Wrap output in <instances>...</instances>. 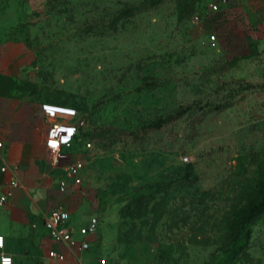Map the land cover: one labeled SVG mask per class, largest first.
<instances>
[{
	"label": "rangeland",
	"instance_id": "374dc122",
	"mask_svg": "<svg viewBox=\"0 0 264 264\" xmlns=\"http://www.w3.org/2000/svg\"><path fill=\"white\" fill-rule=\"evenodd\" d=\"M219 2L23 0L25 87L86 114L80 189L122 264H264V211L227 258L264 186V53Z\"/></svg>",
	"mask_w": 264,
	"mask_h": 264
},
{
	"label": "crops",
	"instance_id": "0c3cea01",
	"mask_svg": "<svg viewBox=\"0 0 264 264\" xmlns=\"http://www.w3.org/2000/svg\"><path fill=\"white\" fill-rule=\"evenodd\" d=\"M220 6L223 19L235 23L264 53V0H227ZM28 13L23 0H0V199L11 193L0 203V236H4L0 253L11 255L14 264H122L114 257L113 230L98 219L92 199L68 176L67 165L79 155L78 147L74 145L59 162L47 149L55 118L25 87L23 75L31 66L32 49L17 36L21 16ZM55 207L69 211V223L75 228L97 224L95 232L75 233L90 243L88 249L77 252L50 238L45 217ZM52 250L64 252L65 260L51 257Z\"/></svg>",
	"mask_w": 264,
	"mask_h": 264
},
{
	"label": "built area",
	"instance_id": "2783aa9c",
	"mask_svg": "<svg viewBox=\"0 0 264 264\" xmlns=\"http://www.w3.org/2000/svg\"><path fill=\"white\" fill-rule=\"evenodd\" d=\"M220 2L226 3L227 0H219ZM219 2V3H220ZM221 11L219 4L215 3L211 5V11ZM198 18V17H197ZM211 38L216 39V35L212 34ZM43 110L55 118V121L51 124L48 130L47 136V149L54 156V161L59 162L69 156V151L74 145L81 147L82 153H87L93 149L94 141L89 137L85 136L88 127V118L86 114H81L77 108L61 106L56 104H43ZM79 151V150H78ZM89 155H83L79 152L76 159L67 165V173L75 183H81V171L85 167L86 161ZM7 169V166L3 168ZM19 185L18 182L13 184L14 187ZM60 188L64 190L66 188V182L62 181ZM9 195L1 197L0 203H4ZM70 213L63 207H55L51 209L45 217V226L48 231L50 238L54 243L63 246L65 248L82 252L89 248L90 243L87 240H79L75 237L76 231L85 235L89 232H95L97 230V224L92 222L88 226H81L75 228L74 225L69 223ZM0 248L4 247V236H0ZM51 257L58 260H65V253L59 250H52L50 253ZM5 260L10 261V264H14L13 257L4 252L0 253V264H4Z\"/></svg>",
	"mask_w": 264,
	"mask_h": 264
},
{
	"label": "trees",
	"instance_id": "16d2710c",
	"mask_svg": "<svg viewBox=\"0 0 264 264\" xmlns=\"http://www.w3.org/2000/svg\"><path fill=\"white\" fill-rule=\"evenodd\" d=\"M85 136H89L92 140V134L85 133ZM264 211V186L261 193L252 203H246L240 210L236 211L232 215L231 219V234L230 243L228 246L227 258L233 259L242 250H244L248 243L251 234L250 224L255 217Z\"/></svg>",
	"mask_w": 264,
	"mask_h": 264
},
{
	"label": "clouds",
	"instance_id": "9594fccd",
	"mask_svg": "<svg viewBox=\"0 0 264 264\" xmlns=\"http://www.w3.org/2000/svg\"><path fill=\"white\" fill-rule=\"evenodd\" d=\"M0 239H2V238H0ZM4 264H10V261L5 260Z\"/></svg>",
	"mask_w": 264,
	"mask_h": 264
}]
</instances>
